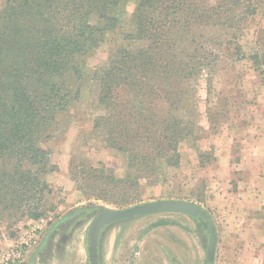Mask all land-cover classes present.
<instances>
[{
	"label": "rangeland",
	"instance_id": "374dc122",
	"mask_svg": "<svg viewBox=\"0 0 264 264\" xmlns=\"http://www.w3.org/2000/svg\"><path fill=\"white\" fill-rule=\"evenodd\" d=\"M139 3L121 1L117 29L86 56L81 81L68 83L72 92L80 84L79 98L41 143L52 164L43 175L50 188L43 215L0 223V264L34 229L40 239L28 248L25 264H89L87 231L96 215L161 200L189 201L210 215L217 242L231 249L221 264L234 258L237 264H264V0L204 4L210 17L202 27L195 22L187 39L208 66L192 76L188 91L180 85L190 106L142 107L151 114L187 113L192 137L179 147V165L162 163L152 181L132 186L144 173L129 168L127 156L96 127L105 115L97 76L120 49L142 45L128 37L136 30ZM231 225L238 230H225ZM208 239L207 224L199 218L181 213L137 218L103 233L101 264H208Z\"/></svg>",
	"mask_w": 264,
	"mask_h": 264
},
{
	"label": "trees",
	"instance_id": "16d2710c",
	"mask_svg": "<svg viewBox=\"0 0 264 264\" xmlns=\"http://www.w3.org/2000/svg\"><path fill=\"white\" fill-rule=\"evenodd\" d=\"M121 1L5 0L0 10V223L43 215L50 192L43 175L52 164L41 143L50 138L57 117L78 100L80 84L72 92L68 83L81 81L86 56L105 33L117 29ZM206 2L140 0L136 30L128 37L142 45L120 49L97 76L105 115L96 127L127 156L129 168L144 173L132 186L152 181L162 163L179 165V147L192 137L187 113L151 114L142 107L190 106L180 85L188 91L192 76L208 64L193 54L187 37L195 22L202 27L210 17Z\"/></svg>",
	"mask_w": 264,
	"mask_h": 264
},
{
	"label": "water",
	"instance_id": "95a60500",
	"mask_svg": "<svg viewBox=\"0 0 264 264\" xmlns=\"http://www.w3.org/2000/svg\"><path fill=\"white\" fill-rule=\"evenodd\" d=\"M163 213H181L192 218H201L207 224L209 230L207 263L212 264L217 246L215 224L203 208L184 200H161L142 203L125 209H104L96 215L87 231L88 263L101 264V238L107 229L121 222Z\"/></svg>",
	"mask_w": 264,
	"mask_h": 264
},
{
	"label": "built area",
	"instance_id": "2783aa9c",
	"mask_svg": "<svg viewBox=\"0 0 264 264\" xmlns=\"http://www.w3.org/2000/svg\"><path fill=\"white\" fill-rule=\"evenodd\" d=\"M40 239L37 229L28 233V237L16 244L3 256V264H25L28 248L36 244Z\"/></svg>",
	"mask_w": 264,
	"mask_h": 264
},
{
	"label": "crops",
	"instance_id": "0c3cea01",
	"mask_svg": "<svg viewBox=\"0 0 264 264\" xmlns=\"http://www.w3.org/2000/svg\"><path fill=\"white\" fill-rule=\"evenodd\" d=\"M225 230H238V228L235 225H231ZM262 237H264V232H262ZM220 245H221V243L218 240L217 246H216V252H215V256H214V260H213V262L215 264H221L220 262L222 260V257L224 256V252L226 254V252H230L231 251V249H229L227 246H222V245L220 246ZM233 253H235V252H233ZM231 257H233V256H231ZM227 260H228L229 264H237L235 258L234 259H227Z\"/></svg>",
	"mask_w": 264,
	"mask_h": 264
}]
</instances>
